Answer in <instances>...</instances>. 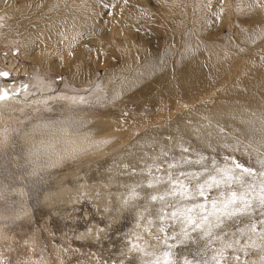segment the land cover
<instances>
[{
    "label": "snow or ice",
    "instance_id": "6c2138e0",
    "mask_svg": "<svg viewBox=\"0 0 264 264\" xmlns=\"http://www.w3.org/2000/svg\"><path fill=\"white\" fill-rule=\"evenodd\" d=\"M0 2V264H264V0Z\"/></svg>",
    "mask_w": 264,
    "mask_h": 264
},
{
    "label": "rangeland",
    "instance_id": "374dc122",
    "mask_svg": "<svg viewBox=\"0 0 264 264\" xmlns=\"http://www.w3.org/2000/svg\"><path fill=\"white\" fill-rule=\"evenodd\" d=\"M21 2H26L24 0H21ZM0 7H2V5H0ZM9 15H12V13H9ZM8 23H14V20H9ZM171 34H169L170 36ZM177 36H178V33L175 37V41L177 39ZM157 38V39H156ZM147 39V48L148 49H151L153 53H155V55L159 56V54L164 50V48L166 47L165 45V42H164V39H163V33L161 32L160 35L157 37L154 35L153 36H149V37H146ZM154 42V43H153ZM161 42V43H160ZM149 43H150V46H153V47H150L149 46ZM156 44V45H155ZM164 44V45H163ZM177 44V43H176ZM155 45V46H154ZM158 46V47H157ZM160 46V47H159ZM157 47V48H156ZM162 47V48H161ZM179 47V45L177 44V48ZM9 64L8 65H5L4 64V60H3V57L0 56V67H8V68H11L12 66V63L15 61L11 56H9ZM16 63V61H15ZM14 63V64H15ZM4 64V65H3ZM13 64V65H14ZM23 63H21V69H18V71L20 73H22L24 70H25V67L26 65L22 66ZM122 65V64H121ZM121 65H117V66H121ZM112 66H115V64H113ZM111 66V67H112ZM102 68V71H101V77L104 78L103 79V83L105 85H107L108 87H111L109 82H108V79L105 78L106 75L108 74V70H107V73H105V71H103V66H101ZM16 73H14L15 75ZM17 83H19V79L17 80ZM62 87V86H61ZM210 91V89H209ZM204 95H207V93H203ZM155 98V97H154ZM156 99V98H155ZM217 101V100H216ZM189 102H191L189 100ZM165 104H168L169 101L166 99ZM155 105V106H154ZM158 104H153L152 106V122L155 123V122H159V123H164V120L167 119V117L169 116V114H171L173 116V118L176 117V112H175V102H171V106L173 108V111L171 113H169L168 111H164L160 114H157L156 113V108L159 106H157ZM214 112V105H208L207 107H204V106H197V108L195 109V111H193L191 114H188V113H185L184 114V119H192L193 122L199 120L201 118V116H204V115H209L211 114L213 117H215V115H213L212 113ZM230 111V109H229ZM229 111H225V115L223 116V118L220 120V122L224 125L225 129L227 132H232V128L233 126L235 127H243V125L240 123V121L238 119L234 120L232 119L229 115H228V112ZM212 112V113H211ZM60 115V109L57 107L54 109L53 113H49L47 114V118H50V119H56L58 116ZM226 116V117H225ZM162 117V118H161ZM235 121V122H234ZM214 123H215V118H214ZM229 124V125H228ZM93 127H99L100 125H92ZM172 127L174 128L175 125L173 124ZM171 130V129H170ZM39 137V135L37 136ZM36 137V140H39L40 138H37ZM27 146L26 145H23L22 142L19 140V138L15 139L13 141V145L12 147H10V157L11 156H20V157H23V149L26 148ZM0 161H2V157H0ZM21 163H23V160L21 159ZM51 171V177H45V181H49L50 179L51 180H54V178L56 177V175H60L62 172H59L58 170H50ZM17 176H20L21 173L20 172H17L16 173ZM38 186V185H37ZM33 189V184L31 183V181L27 182V188L25 189V191H30ZM33 195H34V192H33Z\"/></svg>",
    "mask_w": 264,
    "mask_h": 264
},
{
    "label": "bare ground",
    "instance_id": "6f19581e",
    "mask_svg": "<svg viewBox=\"0 0 264 264\" xmlns=\"http://www.w3.org/2000/svg\"><path fill=\"white\" fill-rule=\"evenodd\" d=\"M26 1V0H24ZM46 3H56L58 2V0H45ZM59 3L61 4V7L60 9L56 10V11H53L51 13H48L47 15V18L52 20V21H58V20H61L64 18V16L66 15L65 13V10L63 8V4L65 3V0H59ZM67 3L69 4H72V3H80V0H67ZM0 5H2V2H0ZM3 6V5H2ZM69 15V22H71V19H70V14ZM41 27H44L43 23H41L40 25ZM61 28L65 27L64 25H60ZM50 34L52 35V38H53V41H55L56 39H58L57 35H56V31L55 30H52L50 32ZM154 37V36H153ZM158 37V36H157ZM157 39V38H156ZM180 35L178 33V36H177V39H176V43L179 45V42H180ZM145 40L147 41L146 37H145ZM154 43V42H153ZM161 43V42H160ZM156 45V44H155ZM154 45V46H155ZM164 45V44H163ZM149 46H150V43H149ZM145 47L147 48V42L145 44ZM150 47H153V46H150ZM158 47V46H157ZM156 47V48H157ZM160 47V46H159ZM162 48V47H161ZM179 48V47H178ZM148 49V48H147ZM134 55V53H133ZM141 60L140 61H135L132 57H129L128 60H127V64L126 65H121V66H112L109 68L108 70V74L107 75H111L113 72L115 73V75L118 77V78H127L128 80H133L135 78L138 77V75L143 72V65H144V62L145 60H151V59H155L157 58V56L155 55V53L152 52L151 49H148L147 52H145L143 49L141 50ZM15 63V61L12 63L11 66H13V64ZM16 64V63H15ZM4 65V64H3ZM21 66V65H20ZM24 66V65H22ZM12 68V67H11ZM18 69H21V67H18ZM106 75V76H107ZM106 78V77H105ZM111 86V85H110ZM219 85H217L218 87ZM133 91H136L135 89ZM147 92V89H141L140 91H138L136 94L139 96V95H142L143 93ZM232 94L231 93H228V94H225V93H221L219 94L217 97H216V104L214 105V112L212 113L213 115H215V113L217 112L218 108L220 107V102L222 100H226L228 99ZM155 97V96H154ZM153 97V99H155ZM155 106V105H154ZM158 106V105H157ZM230 105L229 104H225L223 105V111H229L230 109ZM211 115V114H209ZM226 117V116H225ZM235 122V121H234ZM229 125V124H228ZM38 136V135H37ZM37 138H40L37 137ZM41 139V138H40ZM39 139V140H40ZM39 140H37V142H39ZM63 173H61L60 175H62ZM57 176V175H56Z\"/></svg>",
    "mask_w": 264,
    "mask_h": 264
}]
</instances>
